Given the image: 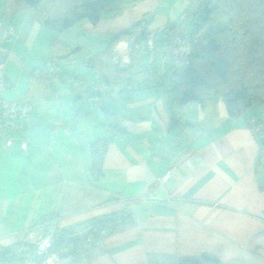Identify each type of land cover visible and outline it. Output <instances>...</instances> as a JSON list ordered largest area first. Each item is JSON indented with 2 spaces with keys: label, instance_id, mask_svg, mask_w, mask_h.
<instances>
[{
  "label": "crops",
  "instance_id": "1",
  "mask_svg": "<svg viewBox=\"0 0 264 264\" xmlns=\"http://www.w3.org/2000/svg\"><path fill=\"white\" fill-rule=\"evenodd\" d=\"M199 1L135 0L96 23L84 19L59 31L34 11L18 10L16 0H0V25L15 30L1 44L8 57L0 94L33 106L13 144L0 140V251L17 249L44 216L57 217L60 230L80 239L99 220L126 212L131 221L62 256L61 264H177L203 254L214 258L210 264H264L261 105L231 116L216 94L174 113L169 90L152 85L89 96L97 83L89 57L140 22L151 30L176 25L188 31ZM56 39L80 51L61 63L67 79L54 96L30 95ZM165 48V41L158 43L143 61L167 71ZM100 100L114 115L103 112ZM252 117L262 133L250 130ZM102 138L110 139L96 178L91 142ZM0 264L21 263L0 256Z\"/></svg>",
  "mask_w": 264,
  "mask_h": 264
},
{
  "label": "trees",
  "instance_id": "2",
  "mask_svg": "<svg viewBox=\"0 0 264 264\" xmlns=\"http://www.w3.org/2000/svg\"><path fill=\"white\" fill-rule=\"evenodd\" d=\"M132 1L135 0H16V6L18 10L34 11L42 24L63 31L84 19L96 23L102 13H118ZM191 14L190 29L185 31L186 35L193 38L203 30V37L194 44L187 68L178 69L167 63L169 68L162 72L154 62L145 63L143 53L149 51L145 41L153 30L141 26L143 22H140L115 36L104 51L87 59L86 64L101 77L97 80L95 76L97 83L89 91V96H102L96 90L101 83L105 85L106 93L135 91L152 85L169 90L174 113L184 104L203 103L216 94L225 98L231 116L241 115L253 105L264 104V0H200ZM219 15L226 17V26L206 30V26ZM173 27L176 25L154 31L157 45L166 41V30ZM132 37L135 40L131 62L126 67H120L115 61L113 48L118 41ZM136 44L140 46L136 48ZM52 50L53 55L39 69L40 78L32 79L30 95L54 96L59 85L67 79V74L59 70L61 63L77 54L80 47L56 39L52 42ZM99 102L106 115H114L103 100ZM109 139L91 142L92 173L96 178L102 175V162ZM258 162L264 173V137L260 143ZM129 221L131 215L126 212L106 217L96 222L85 237L73 239L60 230L57 217L44 216L33 222L23 234L27 235L33 229H42L44 234L53 230L57 239L51 250L62 257L97 243L103 235L112 233ZM35 252V245L23 241L17 249L3 248L0 256L4 261L15 260L24 264L27 257L35 255ZM212 261L213 257L203 254L197 258L179 259L177 264H210Z\"/></svg>",
  "mask_w": 264,
  "mask_h": 264
},
{
  "label": "built area",
  "instance_id": "3",
  "mask_svg": "<svg viewBox=\"0 0 264 264\" xmlns=\"http://www.w3.org/2000/svg\"><path fill=\"white\" fill-rule=\"evenodd\" d=\"M141 26H145L144 22ZM162 29L165 30L166 26L153 30L146 39L145 46L150 52L157 50L154 31ZM14 34L15 30L13 28H4L0 25V92L3 90V65L8 57L1 44L9 40ZM166 34V48L161 58L162 65L169 63L178 69L187 68L190 64L193 46L203 37V30L193 38L186 35L185 30L181 26L167 29ZM134 40V37H132L120 40L115 44L113 52L118 66L126 67L130 64ZM139 46V44L135 45L136 48ZM96 79L101 80V77L96 75ZM96 90L99 93L105 92V85L101 83L96 87ZM32 107L28 100H6L0 94V140H5L8 146L13 144L14 137L20 132L23 122L30 117ZM248 125L252 133H262L261 123L254 117L248 120ZM20 145L22 150H26L27 140L21 139ZM56 239L57 235L53 230H50L47 234H44L42 229L30 231L23 237V241L35 245L36 252L35 255L27 257L24 264H61V257L58 253L51 250Z\"/></svg>",
  "mask_w": 264,
  "mask_h": 264
},
{
  "label": "rangeland",
  "instance_id": "4",
  "mask_svg": "<svg viewBox=\"0 0 264 264\" xmlns=\"http://www.w3.org/2000/svg\"><path fill=\"white\" fill-rule=\"evenodd\" d=\"M226 24H227L226 17L224 15H219V16H216L206 27L207 28H212L213 26L214 27H217L218 26V27L222 28V27H225ZM73 45H76V44H73ZM150 53L151 52H147V51L144 52V60H145V62H147V59H150V57H151V54ZM103 93H102V95H103ZM258 110H259V113H258L259 116L258 117L261 118L262 121L264 122V114L261 113V112H264V104H262L258 108ZM260 114H262V116ZM263 125H264V123H263ZM263 137L264 136L262 135V139H263Z\"/></svg>",
  "mask_w": 264,
  "mask_h": 264
}]
</instances>
